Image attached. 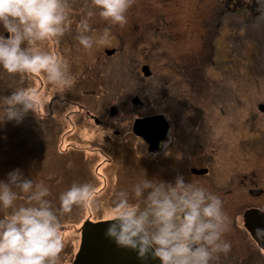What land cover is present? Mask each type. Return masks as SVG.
<instances>
[{"label":"rangeland","instance_id":"1","mask_svg":"<svg viewBox=\"0 0 264 264\" xmlns=\"http://www.w3.org/2000/svg\"><path fill=\"white\" fill-rule=\"evenodd\" d=\"M224 1L132 0L122 26L110 24L93 9L90 23L97 35L109 29L103 44L84 50L74 40L73 24L59 41L43 45L67 60L75 78L70 88L59 92L43 73L22 77L0 70V96H10L19 87L38 94L35 111L29 110L20 122L0 121V180L6 182L8 173L18 169L26 179L50 189L47 198L54 210L59 209V194L74 181H91L99 193L100 211L90 214L74 206L60 215L65 239L62 264L72 261L85 224L107 219L102 209L115 191L128 189L131 196V185L141 180L168 182L160 176L158 163L141 161V142L129 130L133 117L163 114L183 135L185 154L187 137L192 135L201 156L215 148L214 136L223 133L226 144L221 150L226 148L228 163L239 164L238 139L251 136L253 111L259 115L264 105V77L252 66L255 58L264 61L255 56V43L264 47V7L252 0L248 7L229 9L224 16ZM72 3L73 19L78 20L85 0ZM255 20L263 21L255 26ZM144 64L151 73L147 78L141 74ZM194 67H199L195 74ZM142 83L143 88L136 87ZM136 89L141 91V106H132L130 115L111 118L108 107L124 103ZM239 124H244L243 132ZM263 139L260 125L255 128V147L264 144ZM72 147L79 153L71 152ZM172 165H167L173 167L171 172L176 164ZM3 214L0 210V218Z\"/></svg>","mask_w":264,"mask_h":264},{"label":"clouds","instance_id":"2","mask_svg":"<svg viewBox=\"0 0 264 264\" xmlns=\"http://www.w3.org/2000/svg\"><path fill=\"white\" fill-rule=\"evenodd\" d=\"M262 0H257L260 4ZM132 0H85L78 20L73 19L72 0H0V70L7 74L43 73L59 92L74 83L65 58L43 45L70 33L89 50L103 44L109 29L97 35L91 26L93 9L110 24L126 23ZM5 32L7 35H5ZM34 89L15 88L0 96V121L20 122L36 109ZM103 136L105 135L104 130ZM128 189L115 191L102 214L110 221L104 235L117 247L132 250L146 261L160 264H213L219 253L231 249L224 234L229 217L219 196L182 175L174 182L144 179ZM50 189L26 179L15 169L0 180V264H62L65 248L60 215L73 207L94 214L101 210L98 190L91 181L73 182L59 194V209L47 198ZM17 200L24 203L17 205ZM9 209L11 211H9ZM264 233V229L257 230Z\"/></svg>","mask_w":264,"mask_h":264},{"label":"flooded vegetation","instance_id":"3","mask_svg":"<svg viewBox=\"0 0 264 264\" xmlns=\"http://www.w3.org/2000/svg\"><path fill=\"white\" fill-rule=\"evenodd\" d=\"M251 1L225 0L224 16L229 9L235 11L242 6L248 7L252 4ZM261 4L264 7V0ZM259 15L257 11L255 17H259ZM260 21L263 20H255V26ZM219 30L217 29L216 33ZM256 44L257 42L255 43V56L264 59V47L260 48ZM205 59H209V57ZM229 63L233 64L231 61ZM252 66L258 76L263 75L264 77V61L259 62L255 58ZM255 66H259V68H255ZM198 68L194 67L196 70H193V74L198 71ZM133 104L137 105L138 103L136 101ZM125 111L130 115L129 110ZM258 112L260 114L255 115V111H253L251 116L253 126L251 136L245 138V141L238 139V142H241L238 144L239 148L242 149L238 160L239 164L228 163L225 156L226 148L221 150V147L226 144L223 133L214 136L215 148H211L201 156L197 153V148L192 145V135L187 137L188 149L186 151L189 154H185L184 144L186 142L180 139V136L184 138L183 135L177 133L176 127L171 125V121L163 114L168 122L165 134L155 135L153 142H146L141 136L134 134L141 142V161H144L145 164L149 161L158 163L161 167V177H166L168 182H174L176 176L182 175L186 182H197L221 199L224 211L229 217V230L224 234V239L230 242L231 249L227 253H219L213 264H264V233L257 231L264 229V144L255 147V128L260 125L264 127V105L260 106ZM38 113L41 114L40 110ZM236 113L241 114L239 110H236ZM119 114L120 111L116 109L113 116L120 117ZM44 118H46L45 115L39 119H43L44 122ZM94 121L96 123L99 121L98 124H101L100 120L94 119ZM239 126L243 132L244 124L242 126L239 124ZM129 130L132 132L131 126ZM70 150L71 152L75 151V154L79 153V150L73 147ZM114 156L115 152L112 151V158ZM149 156H155L156 159L149 158ZM170 164H176L173 172H171L173 167H167ZM157 260L160 264L158 258Z\"/></svg>","mask_w":264,"mask_h":264},{"label":"water","instance_id":"4","mask_svg":"<svg viewBox=\"0 0 264 264\" xmlns=\"http://www.w3.org/2000/svg\"><path fill=\"white\" fill-rule=\"evenodd\" d=\"M106 52L110 53L111 50ZM141 71L144 76L150 75V69L146 64L141 66ZM132 102L135 103L136 100L133 99ZM115 111V107L109 108L111 115ZM167 128L168 122L160 113L135 117L131 127L132 132L146 142H153V137L158 134L162 136ZM109 223L110 221L105 219L85 224L71 264H159L157 258L149 257L146 261H141L134 251L117 247L114 241L104 235Z\"/></svg>","mask_w":264,"mask_h":264},{"label":"trees","instance_id":"5","mask_svg":"<svg viewBox=\"0 0 264 264\" xmlns=\"http://www.w3.org/2000/svg\"><path fill=\"white\" fill-rule=\"evenodd\" d=\"M107 50H111V49H107ZM106 50V51H107ZM112 51V50H111ZM204 51H206V48H204ZM141 74H142V72H141ZM142 77L143 78H147V77H149V76H144L143 74H142ZM141 77V78H142ZM141 78H139V80L141 81L142 79ZM143 86H144V84L142 83V84H140L139 86H136V87H138V88H143ZM137 90V92L133 95V96H131V97H128V100L127 101H125L124 100V103H119V104H117V105H110V106H114L118 111H120V114L122 115V114H125V115H129V113L127 112V111H125V110H129V112H130V114H131V111H133V110H131L130 108L132 107V106H135V108H139L140 106H141V98H142V95H141V91H139V89H136ZM132 99H135V100H138L137 102H138V104L137 105H134L133 103H132ZM109 106V107H110ZM123 106H125L126 108H128V109H124L125 107H123ZM108 107V108H109ZM122 110H123V112H122ZM108 113H109V110H108ZM119 114V115H120ZM110 115V114H109ZM118 115V116H119ZM112 117H115V116H111V118ZM94 119H97V120H99L96 116H94ZM101 121V120H100Z\"/></svg>","mask_w":264,"mask_h":264},{"label":"bare ground","instance_id":"6","mask_svg":"<svg viewBox=\"0 0 264 264\" xmlns=\"http://www.w3.org/2000/svg\"><path fill=\"white\" fill-rule=\"evenodd\" d=\"M194 56H195V58H199L197 55H194ZM40 115L43 116L42 114H40ZM98 123H100V122L98 121ZM75 254H76V251H75V253H74V255H73L72 261H73V259H74ZM72 261L70 262V264L72 263Z\"/></svg>","mask_w":264,"mask_h":264}]
</instances>
